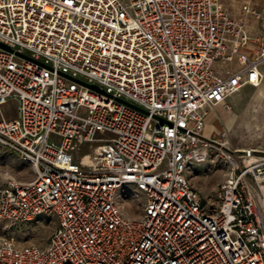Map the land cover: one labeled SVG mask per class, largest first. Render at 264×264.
<instances>
[{"label": "built area", "instance_id": "2783aa9c", "mask_svg": "<svg viewBox=\"0 0 264 264\" xmlns=\"http://www.w3.org/2000/svg\"><path fill=\"white\" fill-rule=\"evenodd\" d=\"M0 44V147L34 174L5 179L0 221L56 220L44 247L0 238V264H264V155L203 136L263 80L264 36L219 0H0ZM215 151L204 197L190 173Z\"/></svg>", "mask_w": 264, "mask_h": 264}, {"label": "rangeland", "instance_id": "374dc122", "mask_svg": "<svg viewBox=\"0 0 264 264\" xmlns=\"http://www.w3.org/2000/svg\"><path fill=\"white\" fill-rule=\"evenodd\" d=\"M221 6L227 10L231 17L244 21L247 29L254 37L264 36V4L262 0H219ZM248 5L260 12L263 17L256 20L246 17L241 8ZM236 68L235 64L224 65V70ZM227 105L233 113L231 121H225L222 125L223 133L214 138L219 143L226 145L229 151L241 149H253L264 155V79L258 88L244 87L237 94L230 97ZM16 104L9 102L4 106L5 117L13 120L16 115ZM58 143V138L52 137ZM87 146L82 148L85 151ZM230 155L234 159L237 154ZM226 151L211 152L208 161L192 168L190 179L193 185L204 197L214 193L217 185L224 179L230 168ZM238 162V161H237ZM241 165V164H239ZM8 177L19 181H31L34 178L33 171L27 163L19 160L15 155L0 147V187ZM264 192V180L260 184ZM124 208L126 211L137 212L136 203L129 199ZM56 227V220L52 215H44L25 224H9L0 221V238L13 241L16 245H37L44 247L47 239Z\"/></svg>", "mask_w": 264, "mask_h": 264}, {"label": "crops", "instance_id": "0c3cea01", "mask_svg": "<svg viewBox=\"0 0 264 264\" xmlns=\"http://www.w3.org/2000/svg\"><path fill=\"white\" fill-rule=\"evenodd\" d=\"M214 68L218 71L219 74H221V70L223 69V66L216 64ZM261 72L264 75V65L261 67ZM261 83L259 84V86L261 85ZM245 87H251V86H245ZM228 100H230V97L224 103L215 106L212 110L208 112L207 116L204 119V130H203L204 137L214 139V138H218L219 135H222L223 133L222 125H224L223 123L225 121H227L228 123L229 121H231L232 117L234 116L232 111L230 110V107L227 105V103H229Z\"/></svg>", "mask_w": 264, "mask_h": 264}, {"label": "water", "instance_id": "95a60500", "mask_svg": "<svg viewBox=\"0 0 264 264\" xmlns=\"http://www.w3.org/2000/svg\"><path fill=\"white\" fill-rule=\"evenodd\" d=\"M0 48L1 49H4V50H6V51H9V52H13L11 49H9L8 47H6V46H4V45H2V44H0ZM18 56H21V57H23V58H27V57H25V56H23V55H18ZM65 78H67V79H69V80H72V81H74V82H76V83H78V84H81V85H85L84 83H82L81 81H79V80H77V79H73V78H70V77H68V76H65ZM85 86H87V88H89L90 90H92V91H94V92H96V93H99V94H104V92L102 91V90H100L98 87H96V86H90V85H85ZM120 103H122V104H124V105H126V106H128V107H130V108H133V109H135V110H137V111H139V112H142V113H144V114H147L145 111H143L142 109H140V108H138V107H136V106H134V105H132V104H130V103H128V102H125V101H122V100H118Z\"/></svg>", "mask_w": 264, "mask_h": 264}]
</instances>
